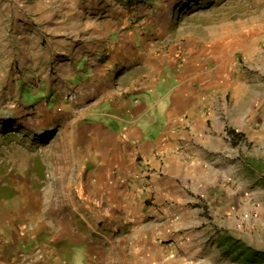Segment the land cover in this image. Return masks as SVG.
<instances>
[{"label":"crops","instance_id":"1","mask_svg":"<svg viewBox=\"0 0 264 264\" xmlns=\"http://www.w3.org/2000/svg\"><path fill=\"white\" fill-rule=\"evenodd\" d=\"M0 6V42L22 48L34 35ZM108 12L81 16L67 34L55 31L49 14L37 29L48 32L42 56L54 72L38 86L13 71L15 88L42 94L35 103L42 110L64 93L72 118L62 198L0 202V264L39 245L41 263L19 264H198L211 229L207 209L227 204L231 144L246 142L248 123L264 112V98L249 99L247 79L234 74L243 68L232 58L230 32L208 26L198 30L204 42H177L160 38L172 25L165 17L158 19L166 28L151 36L153 27L141 33L129 10ZM240 49L245 57L248 43ZM18 57L24 61L23 49Z\"/></svg>","mask_w":264,"mask_h":264},{"label":"rangeland","instance_id":"2","mask_svg":"<svg viewBox=\"0 0 264 264\" xmlns=\"http://www.w3.org/2000/svg\"><path fill=\"white\" fill-rule=\"evenodd\" d=\"M16 1H20L22 7H16ZM152 2L154 4L145 0L0 1L7 14L13 13L23 18L25 35L28 32L30 36L34 35L32 40L29 38V42H24L22 48L18 47L17 42H0V202L11 196L30 200L37 196L46 204L51 194L50 197L58 202L63 191H57V186L67 181V174L60 173L67 168V131H71L67 129V121L72 118L67 99L62 93L61 100H55L57 103L51 109L41 102L45 105V110H42L41 104L35 105L41 100L42 94L31 93L28 87L21 86L20 90L15 88L17 83L13 72L16 70L22 76H34L28 80L38 86L45 80L43 75H47L49 69L51 73L54 72L55 64L48 63L42 56L43 51L47 50L48 32L40 33L37 29L43 28L49 14H55V19H50L55 24L53 28L63 34H67L64 29L67 25L78 29L81 16L96 19L99 13L104 15L107 9L111 12V8L117 6L126 9V12L130 11L131 23L143 34H147L150 26L153 27L149 31L151 36L157 35V30L159 33V29L166 28L158 18L171 20L172 25L166 32L168 34H160L162 39L168 36L177 42H204L198 30L215 26L216 31L230 32V39L235 42L231 48L232 58L243 69L235 70L234 74L247 79L248 98H264V0ZM154 7L159 8L161 14L152 13L151 8ZM38 39L44 42L40 46L35 41ZM243 42L248 43L249 53L240 57ZM210 46L212 48L213 42ZM216 46H221V42H216ZM22 49L24 61L18 57ZM34 54L36 60L32 61ZM259 54L263 59H259ZM38 76L41 78L37 79ZM24 97L27 101L23 100ZM262 115L263 118L255 124L248 123L246 142H242L240 147L231 144L232 150L226 159L228 164L224 185L227 204L207 209L212 220L209 225L211 229L204 241L205 247L201 250L198 264H264L246 260V252L250 249L264 251V112ZM54 190L58 193L56 196ZM59 209L65 210L62 215L67 216V207ZM41 246L44 245L35 247V250Z\"/></svg>","mask_w":264,"mask_h":264},{"label":"built area","instance_id":"3","mask_svg":"<svg viewBox=\"0 0 264 264\" xmlns=\"http://www.w3.org/2000/svg\"><path fill=\"white\" fill-rule=\"evenodd\" d=\"M43 247L44 246H41L39 247L37 250L35 251H31V252H24V251H21L18 255V257L16 258L15 260V264H19L21 263L22 261L24 260H27V259H30V261H34L35 258L37 259V261L44 259L45 258V252H43Z\"/></svg>","mask_w":264,"mask_h":264},{"label":"trees","instance_id":"4","mask_svg":"<svg viewBox=\"0 0 264 264\" xmlns=\"http://www.w3.org/2000/svg\"><path fill=\"white\" fill-rule=\"evenodd\" d=\"M246 253L248 254L246 260L251 262H264V251L250 249Z\"/></svg>","mask_w":264,"mask_h":264}]
</instances>
